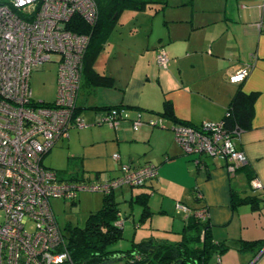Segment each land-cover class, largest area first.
Segmentation results:
<instances>
[{"label":"crops","instance_id":"1","mask_svg":"<svg viewBox=\"0 0 264 264\" xmlns=\"http://www.w3.org/2000/svg\"><path fill=\"white\" fill-rule=\"evenodd\" d=\"M213 1L191 0L183 18L165 15L162 24L156 20L149 28L139 17L135 23L139 27L130 31L134 33L128 34L127 42L118 39L121 33L112 32L118 18L93 62L94 71L112 78L113 86H81L76 114L89 128L70 129L54 148L63 146L68 152V178L104 182L117 178L121 165L154 167L156 176L144 186L115 190L116 202L128 194L126 187L130 201L135 197L140 203L138 196H147L151 213L155 209L150 199L153 204L160 199L164 209L157 212L181 217V222L173 218L181 231L188 217L203 209L209 242L225 245L224 250L211 252L205 264H264V0ZM151 6L155 5L146 7ZM158 10L161 4L152 15ZM159 52L167 57L165 68L156 64ZM244 69L248 70L244 81L231 84L230 77ZM239 90L254 98L249 127L232 138L247 162L232 175L220 156L187 155L172 129L180 123L200 127L221 122ZM164 102L170 103L173 119L161 115ZM112 106L123 109L117 128L99 123L98 108ZM159 118L164 128L146 125ZM138 120L142 125L134 130ZM233 195L253 196L255 201L232 203ZM76 199L75 205L79 196ZM150 217L140 220L143 227ZM120 219L123 229L121 214ZM138 227L140 223L134 229Z\"/></svg>","mask_w":264,"mask_h":264},{"label":"built area","instance_id":"2","mask_svg":"<svg viewBox=\"0 0 264 264\" xmlns=\"http://www.w3.org/2000/svg\"><path fill=\"white\" fill-rule=\"evenodd\" d=\"M76 17L88 25L95 23L96 1L0 0V264H72L51 200H74L83 192L105 195L122 186L142 187L156 176L150 165H121L120 175L110 181H74L42 165L70 129L88 126L77 116L76 106L89 36L68 29ZM49 62L58 65L56 98L52 103H35L31 75ZM166 63V55L159 52L156 64L165 68ZM247 75L244 69L229 82L240 84ZM122 116V108L102 112L99 123L117 128ZM141 125L138 120L133 129ZM146 125L164 128L161 118ZM172 130L187 155L220 156L230 173L247 162L220 122L200 127L177 124ZM113 159L118 160V154ZM194 217L206 219V211L197 210ZM28 223L31 230L26 229Z\"/></svg>","mask_w":264,"mask_h":264},{"label":"trees","instance_id":"3","mask_svg":"<svg viewBox=\"0 0 264 264\" xmlns=\"http://www.w3.org/2000/svg\"><path fill=\"white\" fill-rule=\"evenodd\" d=\"M95 1L98 7V18L95 23L88 25L76 17L67 26L73 32L89 36V44L83 61L82 85H88L92 89L111 88L112 78L95 72L93 62L103 49L107 36L121 12L126 9L143 10L146 6L155 3L161 4V9H163L166 2L165 0ZM253 98V94L247 95L240 90L234 95L226 115L220 122L230 138L249 127ZM96 108L98 107H93V109ZM119 108L121 107L112 106L98 109L102 112H109ZM172 113L170 103L164 102L161 115L173 119ZM243 167V165L236 167L231 174L234 175ZM80 178L74 176L71 180L78 181ZM102 198L100 209L89 213L83 229L72 226L65 228V246L72 264H175L178 261H182V264H205L211 252L224 250L225 245L209 242L208 220L207 218H195V211L186 220V225L180 233V240L175 243L159 242L151 238L139 242L132 241L127 249H112L110 247L123 238L122 225H119L121 221L119 203L114 199L113 193L105 194ZM139 198L138 196L142 207L140 220H144L152 213L147 204V196ZM76 200L71 201L72 206L75 205ZM240 201L253 204L255 197L232 196V203ZM202 237L203 242H201Z\"/></svg>","mask_w":264,"mask_h":264},{"label":"rangeland","instance_id":"4","mask_svg":"<svg viewBox=\"0 0 264 264\" xmlns=\"http://www.w3.org/2000/svg\"><path fill=\"white\" fill-rule=\"evenodd\" d=\"M165 2L167 6L164 9L158 10L154 16L152 13L156 12L155 6H159V4H154L155 6H151V8L146 7L141 11L129 9L124 10L119 17V23L114 26L112 32H114V34L121 33L122 37H119L118 39L127 42L129 41L128 34L132 32L134 33V31H130L134 30V27H139L135 25L139 17L147 21V28H149L156 20H160L159 24H162L165 15L181 19L185 16V11L187 12V9H189L191 0H165ZM208 3L212 4L214 1L208 0ZM57 60L58 57L53 55V61ZM57 71V62H49L45 63L42 68H39L32 73L30 78V88L32 92V100L35 103H52L55 100L57 93ZM88 128L89 126L82 128L81 130ZM81 130H74L73 132L77 133ZM68 157L69 155L66 148L58 145L45 155L42 165L44 167L51 166L52 168L57 169L59 177L67 179L70 174V170H67V164L69 161ZM124 189L127 190L128 194H126L125 197L119 195L120 197L117 198L120 214L122 218H125L123 238L110 248L127 249L130 247L132 241L139 242L142 239H149L151 236L155 237V240L157 241H178L181 229L177 228V223L174 222L175 220L173 218L179 219L181 222V217L173 216L172 218V216L167 217L166 215L159 214L157 212L158 209L161 210V206L164 209L163 203L159 199V201L155 200V204H153L154 199L152 198L150 200L155 210H153L150 219L145 221L146 225L143 227L144 224L140 222L142 207L139 203H135V197L130 201L129 188L126 187ZM135 191L138 190L135 189ZM115 194H117V192ZM102 197L103 195L101 193L83 192L79 194V201L74 206L71 205L70 200L64 202L62 199H52L50 203L55 213L57 223L63 233L66 234V226L83 229L89 211L91 209L98 210L101 207L103 200ZM137 223H140V227L134 229V226L137 225ZM119 225H121V221L119 222ZM32 227V224L28 223L26 229L31 230ZM179 227H182V225H179Z\"/></svg>","mask_w":264,"mask_h":264},{"label":"water","instance_id":"5","mask_svg":"<svg viewBox=\"0 0 264 264\" xmlns=\"http://www.w3.org/2000/svg\"><path fill=\"white\" fill-rule=\"evenodd\" d=\"M175 264H182V261H178L177 263H175Z\"/></svg>","mask_w":264,"mask_h":264},{"label":"bare ground","instance_id":"6","mask_svg":"<svg viewBox=\"0 0 264 264\" xmlns=\"http://www.w3.org/2000/svg\"><path fill=\"white\" fill-rule=\"evenodd\" d=\"M112 193H113V192H112ZM78 196H79V195H78ZM78 196H77V197H78ZM120 226H121V225H120Z\"/></svg>","mask_w":264,"mask_h":264}]
</instances>
